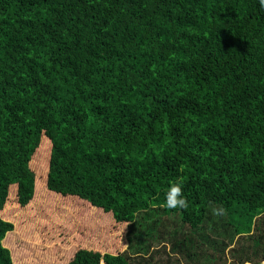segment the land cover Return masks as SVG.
<instances>
[{
  "label": "trees",
  "instance_id": "obj_1",
  "mask_svg": "<svg viewBox=\"0 0 264 264\" xmlns=\"http://www.w3.org/2000/svg\"><path fill=\"white\" fill-rule=\"evenodd\" d=\"M4 124L28 144L6 147L0 130V240L15 252L0 264L42 263L24 256L27 217L50 193L57 213L67 195L127 236L116 254L53 249V264H264L259 0H0ZM173 184L187 208L165 206Z\"/></svg>",
  "mask_w": 264,
  "mask_h": 264
},
{
  "label": "rangeland",
  "instance_id": "obj_2",
  "mask_svg": "<svg viewBox=\"0 0 264 264\" xmlns=\"http://www.w3.org/2000/svg\"><path fill=\"white\" fill-rule=\"evenodd\" d=\"M6 126L7 125L4 124L2 127H0L2 136L4 135L6 147L18 146V148L23 152L26 151L25 145L28 144V139L26 137L27 133H21L20 129L14 130V128L13 132H11ZM23 129H25V127ZM43 139L44 138H40V149L36 152L34 157L32 156L33 158H31L30 160L32 163L31 169L33 170V167L35 169L34 171L38 169L36 171L37 174H39V172H46V170H48L47 168L49 159H46V156L44 157V151L47 150L48 143L43 141ZM43 148H45L44 151H42ZM20 162L22 161L20 160ZM63 197L62 200H65L67 198L69 199L68 207L70 208V210L67 209L69 211L65 210L61 213H57L61 196H57V194L53 195L52 193H50V195L47 194V198L46 196L43 197L42 206L39 202L40 199L37 200V203H39L41 207H38V211L36 213L32 212L31 214H29V216L31 215V220H29V218L27 217L28 225H33V228H31L33 230L31 231L32 236L30 237L33 245L29 247L27 249L28 251L24 253L26 259L33 257V259L38 262L39 259H35V257H39L42 252L43 261L40 264H53L51 263V260L55 258L62 259L63 257H68V254H66V250L70 247L76 249L84 246L88 249L98 250L101 253L107 252L112 254L122 252L126 248L127 236L125 222L117 223L114 220L112 221L111 218L106 215V213H103L104 215L99 214V212L95 209H91V206L89 204L83 205V211L85 212L84 218L79 217L76 213V207L73 206V202H75V200L73 198L70 199L67 195H64ZM70 203L73 204L71 205ZM34 208H37L36 205L34 206ZM106 216L108 217V219ZM90 218L94 221L93 224H91L90 222L87 225L84 222L86 226H82L79 223L80 220H91ZM11 219L13 218L11 217ZM101 220L104 225L99 224V226L97 227L96 225H98V222ZM24 232L26 231H22L20 235L21 237H23V239L25 237ZM7 235L8 233L5 234L3 240H0V244L2 245L0 255L3 256H5V252L9 255L15 253L14 248H11V246H13V243L7 241V237H9ZM19 246L20 245L18 244V248ZM53 249L56 254L55 258L50 255L51 253H53ZM228 249L229 248L225 250V257L227 258L226 262L230 261Z\"/></svg>",
  "mask_w": 264,
  "mask_h": 264
},
{
  "label": "clouds",
  "instance_id": "obj_3",
  "mask_svg": "<svg viewBox=\"0 0 264 264\" xmlns=\"http://www.w3.org/2000/svg\"><path fill=\"white\" fill-rule=\"evenodd\" d=\"M259 4L262 10H264V0H259ZM165 206L168 209H185L188 204L185 198L181 194V187L178 184H173L169 187L165 194ZM213 215L223 216L225 210L223 208H213Z\"/></svg>",
  "mask_w": 264,
  "mask_h": 264
}]
</instances>
